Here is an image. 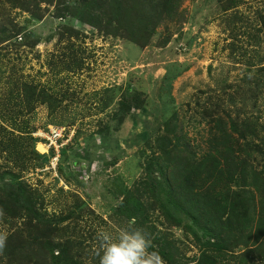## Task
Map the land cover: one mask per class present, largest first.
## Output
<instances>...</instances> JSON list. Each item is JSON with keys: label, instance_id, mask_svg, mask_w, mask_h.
<instances>
[{"label": "rangeland", "instance_id": "obj_1", "mask_svg": "<svg viewBox=\"0 0 264 264\" xmlns=\"http://www.w3.org/2000/svg\"><path fill=\"white\" fill-rule=\"evenodd\" d=\"M123 228L264 264V0H0V264H100Z\"/></svg>", "mask_w": 264, "mask_h": 264}, {"label": "clouds", "instance_id": "obj_2", "mask_svg": "<svg viewBox=\"0 0 264 264\" xmlns=\"http://www.w3.org/2000/svg\"><path fill=\"white\" fill-rule=\"evenodd\" d=\"M100 264H165L158 251H150L152 242L142 228H123L116 236L98 230ZM6 235L0 234V249Z\"/></svg>", "mask_w": 264, "mask_h": 264}, {"label": "built area", "instance_id": "obj_3", "mask_svg": "<svg viewBox=\"0 0 264 264\" xmlns=\"http://www.w3.org/2000/svg\"><path fill=\"white\" fill-rule=\"evenodd\" d=\"M40 138H42L43 140L45 139L46 141L49 142V144H61L62 141L61 140L63 138V132L60 129H53V130H47L44 132H40V133H36Z\"/></svg>", "mask_w": 264, "mask_h": 264}, {"label": "bare ground", "instance_id": "obj_4", "mask_svg": "<svg viewBox=\"0 0 264 264\" xmlns=\"http://www.w3.org/2000/svg\"><path fill=\"white\" fill-rule=\"evenodd\" d=\"M38 149H39V151H41L43 153H47V145H44L42 143H38Z\"/></svg>", "mask_w": 264, "mask_h": 264}]
</instances>
